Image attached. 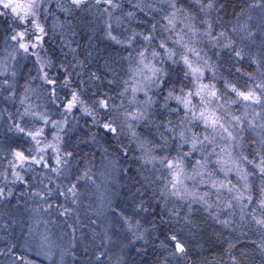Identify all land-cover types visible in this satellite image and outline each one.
I'll list each match as a JSON object with an SVG mask.
<instances>
[{
  "label": "trees",
  "instance_id": "trees-1",
  "mask_svg": "<svg viewBox=\"0 0 264 264\" xmlns=\"http://www.w3.org/2000/svg\"><path fill=\"white\" fill-rule=\"evenodd\" d=\"M219 3L222 10L212 11L209 19L213 21L214 27L221 25L226 29L235 23L242 13L243 0H219ZM88 4L80 8L72 6L68 11H58L57 17L61 23H55V26L48 18L45 23L47 36L43 42V49L52 59L51 67L48 69L49 76L63 80V70L67 69L71 74L72 88L83 90V98L91 104L101 93H106L116 100L118 90L122 87L121 80L128 73L130 59L127 58L128 52L122 44L111 40L98 20L94 22ZM178 5L196 19L200 21L203 19L196 0H178ZM4 19L8 23L0 20V54L9 45L11 35L9 31L11 18ZM209 55L228 83L238 88L248 87L247 76L253 70V65L248 63L247 59L236 57L230 48H216L212 53L210 51ZM180 69L181 67L175 72L180 73ZM15 75L13 84L7 86L0 96V101H3L1 107H5L3 111H6L5 114L10 118L8 120L5 114H1L0 148L10 154L15 150L24 149L28 139H23L21 135L15 136L14 132L10 131L8 123L18 121L28 127L38 124V121L31 117H24L21 120L20 114L23 112L19 107L20 95H24L32 77L39 75L36 74L34 63L24 61ZM172 78L178 80L179 76L175 74ZM31 84L33 87L36 85L35 88L40 91V95L52 109L60 108L63 104L62 98L69 92V89L57 86L56 96H51L48 85L38 78ZM9 92L14 97H8ZM9 99L13 100L10 102ZM152 111L153 124L145 123L144 126L138 127L137 132L144 139L159 145L161 143L158 135L167 132L164 127L158 125L161 122L166 123L172 113L159 106ZM100 116L104 118V113L101 112ZM90 120L89 117L80 114L77 122L64 133L63 148L73 153L67 170L68 176L75 179L83 169H88L93 164L103 166L106 162L103 160L104 156L110 158L111 154L115 155L119 166L125 170L121 175L124 177L123 181L128 183V189L120 199L125 200L133 210H128L120 201L112 207V213L97 215L102 217L104 223L97 221L95 215L76 216L74 213L63 218L62 214L56 211L54 214L58 218L51 219V223L54 222L51 225L52 231L55 232L61 249L66 254L74 256L70 264H110L115 254L119 255L118 261L123 259L127 264H264V232L257 227L258 224L252 221H246L245 225L239 224L235 217L228 219L233 220L230 226H223L216 216L204 207L171 211L170 206L159 196L160 182L146 184L149 177L157 179L139 159L137 146L123 138L122 134L119 135L122 137L120 140L112 134L101 132ZM247 139L248 150L253 152V141L249 142L251 138L248 136ZM122 146L127 149L124 150L126 155L120 151ZM2 156L0 173L10 165L7 156ZM24 174L27 175V180ZM23 175L25 183L13 182L12 177L6 179L0 177V187L4 188L5 192L9 189L12 192L11 197L0 200V264H8L12 258L27 259L33 252L30 229L34 203H30L32 195L30 196L29 192L45 185V180L41 176V170L36 167L24 170ZM3 176L5 177L4 173ZM47 181L50 184L47 190L52 191L55 182L49 179ZM253 187L257 188V184L255 183ZM254 192L256 196L259 195L258 189ZM50 200L55 203L61 202L62 198L52 194ZM141 205L147 210H141ZM128 220L131 223L138 222L137 230L141 235L134 238L128 232L125 239L123 238L126 244L116 246L109 237L111 234H118L119 223H127ZM97 225L107 232L105 236L102 233H98L97 237L91 234L90 230L94 227L97 229ZM171 234H176L185 246L186 253L182 259L174 254L171 243L166 239ZM118 246L123 248L118 249ZM56 256L49 264H61L60 257Z\"/></svg>",
  "mask_w": 264,
  "mask_h": 264
},
{
  "label": "snow or ice",
  "instance_id": "snow-or-ice-1",
  "mask_svg": "<svg viewBox=\"0 0 264 264\" xmlns=\"http://www.w3.org/2000/svg\"><path fill=\"white\" fill-rule=\"evenodd\" d=\"M69 2L75 8L88 4V0H69ZM92 2L96 5H104L103 12L109 15V20H111L109 9L114 11L121 7L120 0H92ZM44 3L45 0H0V20L8 23L4 18H11V24L9 25L11 35L9 39L15 42L14 51H22L37 57L40 72L39 79L48 85L51 96H56L57 86L69 89L68 95L62 98L65 113L64 121H50L46 113L38 112L29 106H25L23 113L20 114L21 120L24 117H32L41 121L43 126L28 127L26 124H14L15 130L32 142V147L15 150L11 153L13 159L10 161V166L14 170L12 172L13 182L25 183L23 175L17 169L22 170L31 168L33 165H42L49 168L50 171L59 173L60 168L68 164L73 153L62 149V137L59 133L53 136V142H49L44 135V126L51 123L53 128L63 131V126L67 123V116L73 110L80 111L82 115L89 117L92 124L101 132L112 134L117 138L120 134H126L138 140V134L135 131L136 125L139 122L148 121L149 110L156 106L178 117V123L175 127H170L173 124L171 120H168L167 123L161 122L158 126L164 127L170 135H173V138L178 137L181 146L184 144L190 145L187 152L178 153L176 157L169 158L165 155L159 159V163L168 170V176L170 177L165 185L169 196L177 199L191 198L194 201L204 203L210 209L212 205L208 204L207 198L214 194L219 199L222 190L232 193L234 186H229L231 181L225 183L213 179V172L208 171L209 164L218 166L216 170L224 173L225 180H227V174L233 170L244 181L248 180L249 175L256 174L240 168L237 158L233 156V152L239 147L238 141L240 139L238 134L234 135L233 133L236 129L242 130V117L232 115L227 110L221 113L219 110L224 108V105L220 103L223 98L222 95L217 93L214 83L204 82L205 70L210 69L212 66L209 63L210 57L207 56V52L197 47V43H204L206 40L210 49L231 48L234 41L227 31L214 34V23L207 18L199 21L204 26L203 31H201L192 22L193 17L189 16L187 11L178 5V0H137L134 7L139 12L145 15L162 12L164 14L160 19H156L155 15L152 16L154 22L151 23L150 31L147 33L132 32L127 37L126 43L128 46H131L133 42L139 43L138 37L144 42L135 55V67L130 69L132 75L129 80L123 81L125 86L123 91L119 93L121 97L126 94L130 95L131 99L128 100L127 106L123 102L118 105L114 102L113 97L101 93L89 104L83 98V90L72 88L71 74L68 73L67 69L63 70V80L49 76V73L44 69L51 67V61H45L35 51H31L37 47L43 50V42L47 36L45 27L40 23L41 7ZM196 3L199 5L200 11L205 14L214 10H222L219 0H196ZM157 4L166 5L167 11L163 7H156ZM64 11H68V9H64ZM134 15L135 13L132 11L126 13L127 18H133ZM120 23L121 21L117 19V27ZM105 27L111 30L113 24L105 21ZM232 31L236 30L233 29ZM157 33H159V36L156 35ZM107 35L118 44L125 43V41L113 36L111 31H108ZM197 36L201 38L199 41L195 39ZM234 55L243 59L239 50L235 51ZM172 65L182 66L180 69L182 74L177 73L178 80L172 78L174 70H169ZM0 74L3 73L0 72ZM261 75L264 76V73ZM95 78L98 79V77ZM231 90L236 93L238 98V100H233L231 103L247 102L245 107L252 108L255 115H258L253 107L255 105L260 106L261 111H264V79L256 84V88L240 91L235 86H231ZM140 93L144 96L142 101L138 100V94ZM26 100L27 97L21 99L20 103L25 105ZM170 102H174L175 107H172ZM101 112L104 113L103 119L100 118ZM180 113H183V115L180 116ZM227 116H230V119H226ZM246 118L247 115H245ZM117 120L120 121L119 124L116 123ZM197 125L203 127L202 132L196 133L193 131V127ZM125 127L128 129L127 133L124 131ZM248 127L264 129V122L259 125L249 123ZM160 137L165 140L163 133H160ZM217 138L224 141L223 146L217 142ZM166 145V140L163 145L138 140V146L142 152L139 159L146 164L154 163L156 161V157L153 155L154 150ZM253 146V159H249L248 156L244 155H239L238 159L253 165L260 174L264 175V138L258 142L253 141ZM49 150L53 154L52 165L45 159ZM120 151L126 155L123 148ZM197 152L201 154V158L193 162L191 174H189L186 171L185 160ZM212 157H215V159H210ZM257 159L258 163L256 162ZM0 177L6 179L3 173H0ZM186 181H192L194 188L196 184H202L206 185L208 189H215V192L205 191L200 194L198 189L189 191ZM244 187H248L247 183ZM261 191L264 192V188ZM67 193L75 197L77 195L76 185L72 184L67 189ZM36 195L41 194L36 193ZM11 196L10 189L5 192L4 188L0 187V200ZM247 199L251 201V196L249 195ZM48 207L51 208L52 205L49 204ZM261 207H264V201H261ZM141 210L146 211L147 209H143L141 205ZM68 211V209H64L61 214ZM257 223L264 226V219L258 220ZM132 227L130 224L129 228ZM44 239L47 240V237L45 236ZM166 239L171 243L174 254L183 255L186 253L183 242L176 234L168 235Z\"/></svg>",
  "mask_w": 264,
  "mask_h": 264
},
{
  "label": "rangeland",
  "instance_id": "rangeland-1",
  "mask_svg": "<svg viewBox=\"0 0 264 264\" xmlns=\"http://www.w3.org/2000/svg\"><path fill=\"white\" fill-rule=\"evenodd\" d=\"M136 2L137 0H120V8L114 11L112 9H109V12L111 13V20H109V15L103 12L104 5H96L92 2V0H90L88 4V7H90L92 12L94 22L96 23L98 20L99 24L103 25L106 32L111 31V34L113 36H116L117 39L125 41L122 46L128 52L127 58L130 59V62L128 67V73L121 80L122 87L119 88V93L123 91V88L125 86L123 84V81L130 79L132 75L130 69L135 67V55L140 50V45L144 43L138 37L139 43L133 42L131 46H128L126 43L127 37L130 36L132 32L147 33L148 31H150L151 23L154 22L152 20V16L155 15L156 19H160V17L164 14L162 12L145 15L144 13H141L136 10V8L134 7ZM72 6L73 5L70 4L69 0H45V3L41 7L40 23L45 27L46 20L50 18L52 25L55 26V23L60 24L61 20L59 19V17H57V14L59 13L58 11L61 12L64 11V9L69 10L70 8H72ZM155 6L163 7L165 11H167L166 5L157 4ZM130 11L135 13L133 18L126 17V13ZM187 14L193 17L192 22L195 23L196 26L201 29V31H203L204 26L199 23L200 20L196 19L194 15H191L188 12ZM202 15L203 19H209L210 13H202ZM117 19L121 21L118 27L116 24ZM105 21H109L113 24L111 30L106 29ZM233 29H235L236 31H232ZM220 31H227L228 35L234 41L232 47L230 48L231 51L233 53L238 50L241 51V55L243 56V58L247 59L248 63H251L253 65V70L250 72L251 75L247 76L249 82L247 83L248 87L246 89L240 87L238 88L236 86L235 87L240 91H247L249 88H256V84L261 79H264V76L261 75L262 73H264V0H243L242 13L236 19L235 23H232L226 29H224L221 25L214 27V34ZM156 35L159 36V33H157ZM185 39H187V37H185ZM195 39L199 41L201 38L197 36ZM14 45L15 42L10 40L7 48L2 52V54H0V72L3 73L0 74V96H2L7 86L10 87L13 84L15 80L14 78L16 76L13 75V73H17L18 67L23 65L24 61H32L34 63V68L36 69V74H39L35 77H32L31 82H34L36 78H38V80H41L39 79L40 72L37 57L29 53H23L22 51H14ZM204 45L203 43H197V47L202 48L205 52H207V56L210 57L209 63L212 66L210 69L205 70L204 82L214 83L216 86L217 93L219 95H222L223 98L220 100V103L224 105V108L220 109L219 111L221 113H224V111L227 110V112L231 113L232 115L241 116L243 120L242 130L236 129L233 133L234 135L238 134L240 137L238 141L239 147H237L236 150L233 152V156L237 158V163L240 168L247 169L249 172H255L256 174L249 175L248 180L244 181L241 180L237 175V172L233 170L232 172H229L227 174V180H225L224 173L216 170L218 166L214 164H209L208 171L213 172V179L217 181H224L225 183L231 181V184L229 186H234V191L232 193H229L227 190H222L219 199H217L216 195L214 194L207 198L208 204L212 205L210 209L204 203L194 201L191 198L177 199L175 197L169 196L168 190L165 185L167 184V181L170 177L168 176V170L159 163V159L165 155H167L169 158L176 157L178 153L187 152L190 148V145L184 144L183 146H181L180 139L178 137L173 138V135H170L166 131L167 133L165 134V132H163V134L165 140H169H167V145L165 147H159L154 150L153 155L156 157V161L150 164H146L142 161L143 165L148 168L149 171L153 172L154 176L157 179L154 180L150 179L149 177V179H147L146 184H148V182H160L159 196L162 198L163 202L167 203L170 206V209L173 212H178L182 208H186V210H191L193 207H204L209 212H211L213 216H216L219 223H221L223 226H230L233 220L229 221L228 219H233L235 217H237V222L239 224L242 223L243 225H245L246 221H252L254 224H258V220L264 219V207H261V201H264V192L261 191V189L264 188V175L260 174L259 171L253 167V165L239 161L238 156L244 155L248 156L249 159H253V152L248 150L249 145L247 136L248 138H251L249 142H258L259 140L264 138V129H261L259 127L250 128L248 127V124L252 123L254 125H259L260 123L264 122V111H261L260 106L255 105L253 107L255 108V112L258 113V115H255L253 114L252 108L245 107V104H247V102H237L235 104L231 103V101L233 100H238L236 93L231 90V86L234 85L230 82L228 83L225 78L221 76L216 64L211 58V55H209V52L211 51L212 53V51L216 50V48L210 49L206 40L204 42ZM31 51H35L40 57H43L45 61L52 62L50 55H47V52H44V49L42 50L40 47H37L36 49ZM165 67L167 68L168 66L166 65ZM180 67L182 66L172 65L171 69L169 70H174V76L175 74H177L175 70L177 71V69H179ZM48 69L49 67H46L44 70L48 72ZM31 82L30 85H28V87L26 88L27 91H25L24 95H20L21 99L27 97L25 105L19 103V107L20 109L22 108V112L24 111L25 106H29L31 109H34L38 112L46 113L47 116L50 118V121H64L65 113L63 106L61 105L60 108H50L48 106V103L40 95V91L35 88L36 85L35 87H33ZM41 82L43 81L41 80ZM10 93L11 92L7 94L8 97H14L11 96ZM130 99V95L126 94L124 97H121L118 94V97L116 98V100H114V102L118 105L123 102L125 106H127V102ZM143 99V94H138V100L142 101ZM11 100L13 99H9L10 102ZM2 102L3 101H0V111H2V113H0V120H2L1 114H5L6 112L3 111L5 107H1ZM170 105L172 107H175L174 102H170ZM153 109L149 110L148 121H142L136 125V132L138 130V127L144 126L145 123L151 122L150 124H153ZM80 114L81 112L77 110H73L72 113L68 114L67 123L64 124L63 131L53 128L51 126V123H49V125L47 126H44V135L47 137L48 141L53 142V136L59 133V135L62 137L61 147L63 150H65L63 148L64 133H66L68 129L75 122H77V119ZM182 115L183 113H180V116ZM245 115H247L246 119ZM5 116L8 118V114H5ZM9 119L10 118H8V120ZM32 119L35 120L34 118ZM226 119H230V116H227ZM168 120L173 121V124L170 125V127H175V125L178 123V117L173 113L169 115L166 120V123ZM16 123H18V121ZM16 123H8V127L10 131L14 132L15 136H22V134L18 133L14 128V124ZM116 123L119 124L120 121L117 120ZM35 126L40 127L43 126V124L41 121H38V124H36ZM124 131L125 133L128 132L127 127H125ZM177 131H179V129H177ZM193 131L196 133H200L203 131V127L197 125L196 127H193ZM122 135L123 138L128 139L130 143L134 144V146H137V154L141 156L142 152L138 146V140L144 142L149 141L141 137L140 134H138V140L131 137L130 135ZM22 138L26 139L23 136ZM119 139L122 140V137H119ZM158 139L161 143L159 145L165 144V140H162L160 135H158ZM217 142L221 146H223L224 144V141L220 140L219 138H217ZM30 147H32V142L28 140V142L25 144V148ZM122 148L127 151L125 146H122ZM6 151L7 150L0 148V156L3 155L2 157H6L7 154H10V152L6 153ZM52 155L53 154L51 150H49L48 154L45 156V159L49 161L50 165H52L53 163ZM104 157L105 158L103 160H105L106 162L103 166H95L93 164L91 167H88V169H83L79 173V176L75 179L70 177V175L68 176L67 171L69 170V164L72 160L71 157L69 158L68 164L60 168L59 173L50 171L49 168H45L42 165H33L31 167H36L38 168V170H41V176L45 180V185L39 187L37 190H32L31 192L27 190L30 196L32 195L30 203H34V207L32 210V227L30 229L33 252L32 254H30V256L27 257V259L12 258L8 264H49L55 258V255H57L56 257H60L59 260L61 264H70L74 256L72 254H66V252L61 249V244H58V239L55 238L56 234L52 231L53 227L51 225L54 222L52 221L53 223H51V219L58 218L57 216H55L56 214H54L56 211L57 213L61 214L64 212V209H68L69 211L67 213L61 215L63 216V218L69 217V215H72L74 213L76 214V216L95 215L97 221L104 223V221H102V217H97V215L112 213V207L114 205L116 206V204H118L120 201L127 206L128 210H133V207L129 206V204H127L125 200L120 199L121 196H124L123 194L126 189H128V183L124 182V177L121 176L125 170H123V167L119 166L120 164L115 155L111 154L109 156L110 158H108L107 156ZM200 158L201 154L199 152L194 153L192 156L186 158L185 167L186 171L189 174H191L193 162ZM6 159L12 161V155L10 154V156H7ZM210 159H215V157H212ZM256 162L258 163V159L256 160ZM29 169L30 168L17 170L22 172L21 174L23 175L24 170L28 171ZM13 171L14 170L9 165L8 168H6L2 172L5 174L6 178H13ZM25 176L27 180V175ZM79 177L81 178L80 180L78 179ZM47 179L53 180L55 182L52 191L47 190L48 186H50ZM205 179H207V177H205ZM185 183L189 191H194L198 189L200 194H203L205 191H210L212 193L215 192V189H208L206 185L196 184L194 188L192 181H186ZM245 183H247L248 185L247 188L244 187ZM255 183L257 184V188L253 187ZM72 184L76 185L77 195L75 197L67 193V189L71 187ZM256 189H258L259 192V195L257 196L254 192V190ZM36 193H40L41 195L38 196L36 195ZM52 194H54L55 197L56 194L60 196L62 198L61 202L54 203L53 200L51 201L50 197L52 196ZM249 195L251 196V201L247 199ZM73 201H75V203H73ZM49 204L52 205L51 208L48 207ZM229 205L231 206L229 207ZM130 224L133 226L131 229L129 228ZM97 226V229H99L98 232L97 229L94 227L90 230L91 234L97 237L98 233H102V235L105 236L107 232L102 227L99 228L100 225ZM136 226L137 224L131 223L130 220H128L127 223L121 222L118 226L119 233L111 234L109 239L114 242L116 246L125 245L126 241L124 239L125 235H127L128 232L134 238H138L141 235V232L138 233L137 230V228L139 227ZM91 227H93V224L91 225ZM257 227H260L261 230L264 232V226L258 224ZM45 236L47 237V240L44 239ZM121 248L123 247L118 246V249ZM118 256V254H115V257L110 264H127L123 259L121 261H118ZM177 256L182 259L185 254H177Z\"/></svg>",
  "mask_w": 264,
  "mask_h": 264
}]
</instances>
